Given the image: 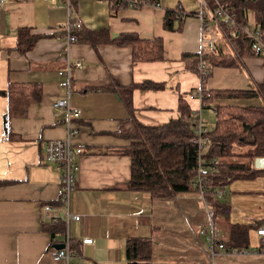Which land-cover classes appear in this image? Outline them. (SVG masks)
<instances>
[{"label":"crops","instance_id":"1","mask_svg":"<svg viewBox=\"0 0 264 264\" xmlns=\"http://www.w3.org/2000/svg\"><path fill=\"white\" fill-rule=\"evenodd\" d=\"M74 1L76 12L72 16L87 29H106L109 38L123 32L142 38L161 36L163 59L135 62L128 47L112 42L67 43L65 25L71 11L64 0L0 1V180L8 181L0 184V264H61L51 260L50 252L64 235L52 240L41 228L42 220L61 212L56 203L61 175L56 166L42 161L41 152L47 140L66 135L64 110L55 108L53 102L65 98L67 91L70 106L80 111L78 117L72 118L73 127L78 129L72 140L81 148L76 156L75 191L70 198V210L79 214V219H70L67 231L70 238L79 241L92 238L91 243H81L84 263L127 264L125 239L149 236L153 264H209L208 216L199 193L159 198L143 191L113 188L130 179L129 157L113 150L128 143L113 134L126 111L117 93L91 87L109 82L161 83L159 88L133 91L135 116L147 125H162L177 118L179 93L193 90L195 94L201 86L200 77L187 70L180 58L183 52L199 50V20L189 15L181 30L173 31L162 28V16L165 8L176 5L195 11L197 0H159L158 6L125 7L115 14L109 13L103 0ZM20 27L52 34L40 38L31 50L21 54L14 49ZM233 59L231 66L213 67L206 87L257 90L258 84L264 83V59L256 55L239 57V63ZM77 61L79 66L75 65ZM8 82L41 84V99L28 107L25 116L6 115ZM187 98L199 116L202 108L214 111L203 106L199 98ZM254 98L216 103L264 104L261 94L250 100ZM252 182L251 179L247 183ZM261 183L252 189V194H264ZM44 202H52L53 210L43 211ZM238 212L236 205H230L231 222L264 220V215L240 217ZM51 242L53 248L48 250ZM258 242L253 232L250 245ZM214 262L256 264L262 259L217 254Z\"/></svg>","mask_w":264,"mask_h":264},{"label":"trees","instance_id":"2","mask_svg":"<svg viewBox=\"0 0 264 264\" xmlns=\"http://www.w3.org/2000/svg\"><path fill=\"white\" fill-rule=\"evenodd\" d=\"M109 13L115 14L125 7L141 8L145 4H158L159 0H106ZM209 7L218 4L227 7L233 17L231 30L233 34L228 40L239 57L255 55L250 49V40L239 36L241 27L246 25L257 27L264 41V0H206ZM69 30L77 36L76 41L97 45L112 42L130 49L132 61L151 62L163 59V39L161 36L142 38L133 32L119 33L109 38L106 29H87L77 17L76 2L70 0ZM196 11H185L180 5L165 8L162 16V28L165 30H181L185 17L195 16ZM252 14V21L248 14ZM224 31L230 32L221 19ZM66 32V29H65ZM228 32L226 36H228ZM52 33H39L29 27H20L16 31L14 49L26 54L42 37ZM75 41V42H76ZM219 54L202 52H183L180 55L187 70L200 77V94L203 106L214 109L213 127L207 129L205 136L208 145L200 159L196 146L191 138L198 115L193 112L187 101L193 90L180 92L177 99L179 116L162 125L141 123L135 116L133 91L136 88H159L161 83L151 81L131 82L127 85L109 82L91 86L102 90L113 91L120 97L126 116L119 122L113 134L128 140V143L114 148L119 155L130 159V179L115 189L143 191L152 197L167 198L181 196L191 192L199 193L202 189L204 198L212 206V218L224 231L225 235L217 242L226 249L245 248L250 245V233L262 224L263 219L248 223L231 222L229 219L230 204L219 198L228 190L226 187L236 179H255L264 177V167L254 165L256 158H264V104L237 105L233 103H216L224 99H248L258 94L264 98V83L258 89H222L207 88L205 82L212 74L213 67L231 66L234 59L219 46ZM259 56V55H256ZM264 59V55H261ZM203 64L204 70H201ZM6 115L8 117L25 116L28 107L38 102L42 96V87L38 82H8L6 89ZM112 149V148H111ZM215 168L213 171L212 168ZM197 179H201L197 184ZM0 180V184L7 183ZM221 191L220 195H214ZM52 202H44L50 204ZM61 204V200L56 202ZM42 230L48 232L53 240L65 234L63 220L51 218L41 221ZM81 241L69 239V248L75 255H81ZM50 243L48 250L53 248ZM127 264H153L152 239L149 236H129L124 242Z\"/></svg>","mask_w":264,"mask_h":264},{"label":"built area","instance_id":"3","mask_svg":"<svg viewBox=\"0 0 264 264\" xmlns=\"http://www.w3.org/2000/svg\"><path fill=\"white\" fill-rule=\"evenodd\" d=\"M4 1V0H0ZM106 1V0H103ZM67 7L70 8V0H64ZM198 8L195 13V16L199 20V52L203 54L209 53L213 55L219 54V46L224 48V50L232 57L236 58L237 63H239V56L237 52L234 50L232 45L228 40V36L233 34L231 30V25L233 24V17L231 16L227 7H224L221 4H218L214 8L208 6L206 0H197ZM154 6H158V4H154ZM221 19L226 23L230 32L224 31L223 24L221 23ZM69 21L67 20L65 29V39L67 43H73L77 40V36L71 34L69 30ZM228 32V36L226 33ZM239 36L242 38H248L250 40V49L253 51L255 55H264V41L260 36V31L257 27L254 26H244L241 27ZM76 66L80 65V62L77 61L75 63ZM201 70H204L203 64L199 65ZM71 65H68L67 75H69V70ZM69 92L67 91V96L65 98L55 99L53 102V106L58 109L64 110L65 119L64 125L66 129V135L62 139H49L46 141L42 152L41 159L46 164H51L56 166L61 175L60 182V193L59 199L61 200L60 210L58 214L53 213L50 215L51 218H55L57 220H63L65 223V234L61 241L63 243L62 248H55L50 252V258L54 262H58L61 264H85L83 258L79 255H75L71 249L69 248V235H68V222L70 219H79V214L74 213L70 210V198L73 192L75 191V169H76V156L81 153V148L76 147L73 143V137L78 133V129L73 127L72 118L78 117L80 111L76 108H72L69 104L68 99ZM191 97H196L201 99L200 90L192 95ZM199 116V114H198ZM206 123L198 117L195 127H194V135L191 138V141L196 146V153L198 159V169H200V159L202 158V154L205 152L208 139L205 136L207 132ZM214 171L215 168L213 167ZM262 184H264V177H259ZM201 179H197V184H200ZM221 191H217L214 195H220ZM199 195L203 203V207L206 210L208 216V257L211 258L209 264H215L214 257L218 254L221 257H234V258H242V257H255L259 256L262 259V262L256 264H264V220L262 224L257 226L254 229L255 235L258 236L259 242L254 245H249L245 248H230L226 249L222 243H218L217 240L225 235V231L221 230L218 225L214 222L212 218V206L206 201L204 198L202 189L199 190ZM43 211L50 212L53 210L52 205L44 204L42 206ZM187 218V212L185 213ZM82 243H91L92 238L85 237L81 241Z\"/></svg>","mask_w":264,"mask_h":264},{"label":"rangeland","instance_id":"4","mask_svg":"<svg viewBox=\"0 0 264 264\" xmlns=\"http://www.w3.org/2000/svg\"><path fill=\"white\" fill-rule=\"evenodd\" d=\"M249 20L252 21V14H248ZM250 99V100H255ZM257 102V101H251ZM200 118L207 123L208 127H213L214 124V111L210 108H202ZM251 179H236L231 182L226 189L228 190L225 194L220 196L222 200H226L230 205H236L239 212L238 215L242 217L244 214L251 217L264 215V194L261 196L252 194V189L260 185V178L252 179L253 182L248 184L247 182ZM262 184V183H261ZM232 185V186H231ZM264 185V184H263ZM256 195V196H254ZM219 227V226H218ZM220 228V227H219ZM222 230V229H221ZM252 233H250V238Z\"/></svg>","mask_w":264,"mask_h":264},{"label":"water","instance_id":"5","mask_svg":"<svg viewBox=\"0 0 264 264\" xmlns=\"http://www.w3.org/2000/svg\"><path fill=\"white\" fill-rule=\"evenodd\" d=\"M254 166L257 167V168H263L264 167V158H256L255 161H254ZM64 245L63 243H58L55 245V248L59 249V248H62Z\"/></svg>","mask_w":264,"mask_h":264},{"label":"bare ground","instance_id":"6","mask_svg":"<svg viewBox=\"0 0 264 264\" xmlns=\"http://www.w3.org/2000/svg\"><path fill=\"white\" fill-rule=\"evenodd\" d=\"M228 37H230V35Z\"/></svg>","mask_w":264,"mask_h":264}]
</instances>
